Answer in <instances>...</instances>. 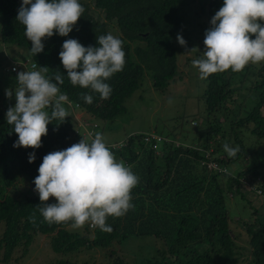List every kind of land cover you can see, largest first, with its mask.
<instances>
[{"label": "trees", "instance_id": "1", "mask_svg": "<svg viewBox=\"0 0 264 264\" xmlns=\"http://www.w3.org/2000/svg\"><path fill=\"white\" fill-rule=\"evenodd\" d=\"M79 2L85 11L73 30L66 37L56 33L45 38L42 41L44 51L34 56L25 27L16 19L23 0H0L2 51L5 52L6 47L27 50L32 68L48 67L44 75L53 82L57 72L62 74L64 82L58 86L68 97L64 107L69 109L65 121L49 123L42 146L34 149L13 147L18 135L14 126L7 122L8 110L0 106L2 260L9 261L18 247L25 253L34 236L45 234L50 236L52 250L60 255L81 249L108 248L109 254L104 256L108 264H264V213L250 206L253 209L250 218L234 219L246 236V244L239 245L229 210L232 197L250 205L246 189H242L245 182L254 185L264 196V149L260 148V144L264 148V62L248 64L239 72H218L204 79L206 84L201 99L205 107L203 112H197L201 121L193 126L194 140H189L184 122L178 119L177 126L160 134L162 143L159 146L155 139L145 142L144 135L148 133L132 134L120 145H107L117 161H124L139 178L131 192L133 207L121 217H108L107 224L113 229L110 233L94 226L89 230V224L83 233L69 231V224H49L39 211L44 204L36 191L23 197L15 194L18 183L35 189L34 179L39 175L38 168L45 155L64 150L83 138L90 142L100 122H112L126 113L125 101L138 89L146 70L150 72L154 88L166 89L178 74L174 39L183 33L182 23L199 24L193 25L188 32L184 30L187 38H191L192 30H198L205 39L213 16L223 5V0H200V10L206 18L195 14L189 20L184 0ZM91 8H96L103 20L95 17ZM196 20L201 21L195 23ZM111 25L115 26L116 37L123 41L125 63L122 71L105 81L111 92L108 98L102 99L100 93L90 88L71 84L59 53L67 39H77L85 47L98 46L97 37L109 34ZM203 51L205 45L197 48L194 59L202 58ZM14 64L18 65L17 72L7 71L9 65L2 72L10 75L11 82L6 84L0 76V104L7 96L6 90L11 88L14 92L18 87V73L30 70L25 63L10 65ZM82 94L92 95L93 102L86 103ZM73 106L90 116L89 125L76 124ZM237 107L243 108L242 112ZM46 111L50 115L52 109ZM245 131L256 136L259 143L249 146ZM226 142L233 148L239 147L235 157H229L224 151ZM33 152L36 159L29 163V154ZM245 155L248 161L240 168L238 161H244ZM210 163H216L217 167H210ZM231 164L233 168H229ZM55 202L54 197L48 201ZM132 237H146L155 242L149 244L151 248L142 256L136 254L127 258L118 254L113 241L122 244ZM48 264L91 263L60 257Z\"/></svg>", "mask_w": 264, "mask_h": 264}, {"label": "clouds", "instance_id": "2", "mask_svg": "<svg viewBox=\"0 0 264 264\" xmlns=\"http://www.w3.org/2000/svg\"><path fill=\"white\" fill-rule=\"evenodd\" d=\"M84 11L79 0H23L16 19L25 27L35 56L44 51L45 38L56 33L68 36ZM211 25L205 33L202 58L192 61L201 79L264 62V0H223ZM177 41L187 47L182 35ZM97 44L85 47L77 39H67L59 57L72 85L90 88L106 99L111 88L105 81L123 70L125 51L123 41L111 33L98 36ZM48 69L41 66L39 70L21 71L15 91L6 90L7 97L16 100L6 113L8 124L18 135L15 148H40L49 123L65 121L69 116L64 107L68 97L58 86L64 82L63 75L57 72L53 82L44 75ZM82 98L88 104L93 102L90 94H82ZM48 108L52 109L50 115ZM223 148L229 157L239 151L238 146L233 148L227 142ZM35 159V153H30L29 163ZM38 172L34 190L44 204L39 211L47 223L69 224L72 229L89 224L108 233L113 230L107 224L108 217H121L133 207L131 192L139 182L130 166L117 161L99 132L90 142L83 138L64 150L48 153ZM52 197L56 202L48 203Z\"/></svg>", "mask_w": 264, "mask_h": 264}, {"label": "rangeland", "instance_id": "3", "mask_svg": "<svg viewBox=\"0 0 264 264\" xmlns=\"http://www.w3.org/2000/svg\"><path fill=\"white\" fill-rule=\"evenodd\" d=\"M184 1L186 2L184 7L187 11V17L189 20H192L195 14H200L203 18H206L205 15L201 13L200 0ZM91 6L93 7V4ZM91 11L95 17L103 20V16L99 14V11L96 8H94V10L91 8ZM200 21L201 20H196L195 23H199ZM193 25L199 24H193L192 21H190V24H186L184 22L182 23L180 29H184L188 32ZM184 30L182 31L183 33L181 32L182 34L179 35H182L186 40L187 47L181 46L178 43V35H176L174 39V45L177 49L178 74L170 81L168 87L164 90L154 88L151 84L150 72L146 70L138 89H136L125 101L126 113L112 122H103L102 124L100 122L98 124L99 127L95 129L94 136L97 132H99L103 135L106 145H120L123 140L132 134H145L150 132H155L159 135L165 134L168 131V128H174V126H177L176 123L183 121V127L189 134V140L195 139V127L193 126L199 124L201 121V118L197 117L199 116L197 112H203L205 107L204 100L201 99V96L206 83L204 79L200 78L199 70L193 66L192 61L195 58V51L197 48L204 45V37L201 31L198 32V30H192L191 38H187ZM109 31L112 35L117 36L115 26L111 25L109 27ZM198 39L199 41H197ZM6 48L7 49H5V52L2 51V46L0 44V76L3 77L5 83L8 84L12 80L9 74H2V72L4 73V67L15 62L17 64L25 63V66L30 70L34 69L31 66V57L27 50H15L9 47ZM189 50L191 51L187 52ZM250 64L257 65L254 63ZM22 66L24 65H21V67ZM5 98L0 104L1 108L8 110L10 106H15V97L9 99L6 96ZM237 109L241 112L243 110V108L240 107H237ZM67 110L69 109L67 108ZM73 113V117L76 119H74L76 124L82 126L89 125L88 120L90 119V116L82 109L80 110L78 107L73 106ZM178 119H180V121ZM90 128L91 127H88L87 129ZM86 132L87 131L84 130V133ZM88 133H90V131ZM244 134L246 143L249 146H255L259 143V141L256 139V136L250 135L247 133V131H245ZM204 140H206V138H204ZM161 143L162 141L157 143V145L159 146ZM260 148L264 149L263 144H260ZM210 150L212 151V148H210ZM247 161L248 156L245 155L244 161H238L240 163L239 167L242 168L244 163ZM229 168H233L232 164L229 165ZM16 188L15 194L19 197H23L27 193L35 194V190L26 183H18ZM243 188L246 189V200L249 201L250 205L245 200H240L237 197H232L229 200V210L231 216L233 217V223L231 222V224L235 229L236 238L238 239L237 244L239 245L246 244V236L243 233L244 231L240 228L239 224L234 221V219L238 220L240 218H250L253 213V209H251L250 206L261 209V211L264 213V196L260 193L259 189L255 188L254 185L252 186L248 182L244 183L242 189ZM86 226L87 225L80 229H72L70 226H68L67 229L71 232L83 233L86 230ZM89 227L90 226H88L89 230L93 229H90ZM2 232L3 223L1 222L0 236ZM154 242L155 241L153 239L146 237H132L125 240L122 244H119L117 240L113 241V248H115L118 254L126 256L127 258H131L136 254L140 256H142V254H147L149 248H151L149 244H153ZM109 251L110 249L108 248H95L93 250L81 249L72 254L68 253L65 255H60L52 250L49 235L38 234L34 236L32 243L25 253H22V248L18 247L11 259L7 262L2 260V250L0 249V264H48L54 262L60 257H65L79 263L88 261L91 264H108V260H105L104 256L109 254Z\"/></svg>", "mask_w": 264, "mask_h": 264}, {"label": "built area", "instance_id": "4", "mask_svg": "<svg viewBox=\"0 0 264 264\" xmlns=\"http://www.w3.org/2000/svg\"><path fill=\"white\" fill-rule=\"evenodd\" d=\"M32 66H33V64H32ZM15 69V70H14ZM6 70L7 71H15V72H17L18 71V65H16V64H14V65H9L8 67H6ZM155 139V141H161L162 140V137H160V136H158L157 134H155V133H148V134H145L144 135V140H145V142H150L151 140H154ZM210 167H212V168H216L217 167V165H216V163H210V165H209Z\"/></svg>", "mask_w": 264, "mask_h": 264}]
</instances>
